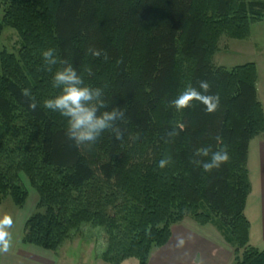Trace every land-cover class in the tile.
<instances>
[{
  "label": "trees",
  "instance_id": "16d2710c",
  "mask_svg": "<svg viewBox=\"0 0 264 264\" xmlns=\"http://www.w3.org/2000/svg\"><path fill=\"white\" fill-rule=\"evenodd\" d=\"M0 3V35L10 28L21 41L16 54L0 51V203L9 197L24 205L21 175L38 196L22 243L56 251L89 225L105 233L102 262L147 264L189 217L216 228L233 249L232 264H264V250L249 244L244 214L248 145L264 132L257 69L212 62L222 37L245 40L251 24L264 20V0ZM50 47L86 85L104 90L105 110H123L120 139L105 133L91 147L77 146L65 136L66 120L43 108L59 94L51 81L63 66L43 64L41 52ZM200 80L210 82L219 108L207 113L193 101L177 110L171 101ZM209 146L226 149L230 159L206 173L190 161ZM160 159L168 161L164 168Z\"/></svg>",
  "mask_w": 264,
  "mask_h": 264
},
{
  "label": "rangeland",
  "instance_id": "374dc122",
  "mask_svg": "<svg viewBox=\"0 0 264 264\" xmlns=\"http://www.w3.org/2000/svg\"><path fill=\"white\" fill-rule=\"evenodd\" d=\"M1 16L0 3V18ZM20 42L16 31L5 28L0 35V51L6 50L16 54L20 49ZM212 62L227 69L254 63L258 73V94L260 99L264 100V20L251 24L249 36L245 40L222 37L219 51L213 56ZM21 179L28 190V198L24 205L21 208L15 207L9 197L2 199L0 203V264H25L22 261H26L27 264H105L100 258L106 250V237L101 228L83 225L75 238L65 242L56 251L22 243L24 223L35 212L38 196L23 175ZM182 223L195 227L196 229H193L200 233L212 227L209 224L201 226L189 217ZM231 251L232 264V248ZM122 264L138 262L135 259H128Z\"/></svg>",
  "mask_w": 264,
  "mask_h": 264
},
{
  "label": "clouds",
  "instance_id": "9594fccd",
  "mask_svg": "<svg viewBox=\"0 0 264 264\" xmlns=\"http://www.w3.org/2000/svg\"><path fill=\"white\" fill-rule=\"evenodd\" d=\"M89 53L93 57H100L106 54L103 50L90 48ZM42 61L45 66L62 64L52 76V87L59 90V94L45 99L43 108L58 113L66 120L67 126L65 136L77 146L86 145L91 147L105 133H112L120 139L118 121L123 119L124 112L121 109L111 108L104 101V90L98 87H91L85 84L84 79L77 71V68L68 59L60 60L55 48H47L41 52ZM211 84L207 80H200L198 87H189L180 93L172 105L177 110L187 109L192 102H199L204 106L207 113L215 112L220 106V97L209 94ZM28 95V90H24ZM29 108L35 110L37 103L33 101ZM177 134L174 129L172 135ZM230 156L226 149L212 150L211 146L198 148L193 154L191 163L199 166L206 173L218 170L226 165ZM168 163L160 159L158 166L164 168Z\"/></svg>",
  "mask_w": 264,
  "mask_h": 264
},
{
  "label": "crops",
  "instance_id": "0c3cea01",
  "mask_svg": "<svg viewBox=\"0 0 264 264\" xmlns=\"http://www.w3.org/2000/svg\"><path fill=\"white\" fill-rule=\"evenodd\" d=\"M257 84V98L264 112V100L259 97ZM247 167L251 192L244 214L250 223L249 244L264 250V132L249 142ZM193 228L196 229L182 222L174 225L169 241L153 250L147 264H231V248L213 226L204 233Z\"/></svg>",
  "mask_w": 264,
  "mask_h": 264
}]
</instances>
